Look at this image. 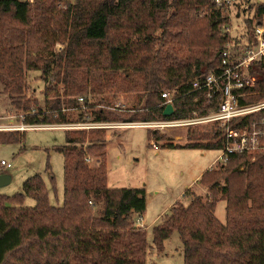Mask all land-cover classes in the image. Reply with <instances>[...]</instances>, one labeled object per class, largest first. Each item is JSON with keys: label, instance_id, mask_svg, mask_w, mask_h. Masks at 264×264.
Segmentation results:
<instances>
[{"label": "trees", "instance_id": "obj_1", "mask_svg": "<svg viewBox=\"0 0 264 264\" xmlns=\"http://www.w3.org/2000/svg\"><path fill=\"white\" fill-rule=\"evenodd\" d=\"M256 4L255 12L264 15V4ZM249 10L242 20L248 31ZM187 11H202V23H186L180 13ZM227 22L228 13L212 0H0V90L28 127L84 124L82 108L88 122L97 124L187 121L197 108L195 118L203 117L216 103H207L191 85L217 70ZM121 30L129 36L127 44L151 59L147 68L123 70L121 88L136 96L125 114L94 108L95 95L117 87L118 68L109 49L111 33ZM29 72H38L42 82L40 104L30 90ZM255 90L259 94L249 104L264 95V66ZM162 92L172 98L169 117L163 116ZM106 100L99 99L110 107ZM210 127L203 140L185 133V144L158 129L148 130L147 139L160 149L221 151L223 128ZM21 136L0 133V144L19 142ZM105 143L100 129L65 131L64 145L57 148L63 159L60 207L49 204L39 175L11 198L0 195V264H145L146 232L135 226L145 211L144 190L106 186ZM86 154L97 159L95 166L85 162ZM197 184L210 197L186 190L182 198L189 197L188 205L176 202L152 227V247L161 251L176 233L183 264H264V152L230 155L218 172H205ZM25 196L33 207L23 206ZM220 200L224 224L214 215Z\"/></svg>", "mask_w": 264, "mask_h": 264}, {"label": "rangeland", "instance_id": "obj_2", "mask_svg": "<svg viewBox=\"0 0 264 264\" xmlns=\"http://www.w3.org/2000/svg\"><path fill=\"white\" fill-rule=\"evenodd\" d=\"M250 10L248 15L254 17V9L256 3L264 4V0H249ZM185 18L186 23L193 26L196 23H202V11H187L180 13ZM234 15V12L233 14ZM197 24V25H198ZM233 33L239 32L241 25L236 19L230 24ZM199 26V25H198ZM110 44L109 55L113 66L118 68L115 73L113 84L117 87L105 94L95 95L97 105L94 108L105 109L117 114L128 112L126 108H130L136 101V96L132 92H127L122 84V75L124 69L136 70L147 68L150 66V57L141 49L136 50L134 45H129L126 40L129 39L125 31H114ZM56 51L62 50V46L56 45ZM38 72H29L27 80L30 90L33 89L34 98L38 103L42 102V82L38 80ZM106 97V103L111 102L110 107L99 101L100 98ZM79 102V101H78ZM197 100H194L196 103ZM80 104V103H79ZM124 108V110H123ZM193 112L194 119L198 110ZM123 110V111H122ZM83 120H88V111L82 109ZM74 113L71 118H75ZM22 114L17 113L10 107L8 98L1 93L0 90V133L21 136L19 142H11L0 144V162L3 161L10 165L8 169L0 168V175L9 178V182L0 186V195L11 198L21 192L22 184L30 177L39 175L43 180L48 193V202L51 206H62L63 192V159L57 148L64 145L65 130L56 127H43L40 129H22ZM80 123L82 126L89 127L97 123ZM104 132L105 143V159L104 166L106 169V186L116 189H143L145 194L146 206L142 217L135 218V224L146 232L147 255L145 264H183L182 246L178 235L173 233L166 241H164L161 251L152 247V227L157 223L158 219L167 214L165 209L169 205L172 206L173 199L177 197L183 185L190 181L195 171L204 163L210 162L220 155L218 150H206L203 159L199 157L200 152L188 149H160L152 147L147 139L148 127H127L121 128L119 124H97ZM131 125V124H130ZM127 126V125H124ZM25 127V125H24ZM210 125L197 124L192 126H176L166 127L159 132L165 134L176 144H185L182 138L185 133L189 134L196 141L197 137L203 140V136L209 132ZM86 132L89 129H78ZM71 132V131H67ZM103 137V135H102ZM200 141V140H199ZM85 150V146L80 148ZM86 158L90 160L89 165L95 166L96 158L86 154ZM220 163L217 162L210 170L218 172ZM47 172L53 177V183L50 182ZM222 185V183H220ZM190 196H199L202 199L209 198L207 189L202 185H194L188 190ZM177 202L183 206L189 203V197H178ZM11 202H9L10 204ZM24 207L30 208L34 206V201L30 197H24L22 200ZM170 209V208H169ZM168 209V210H169ZM161 212L156 220L155 217ZM214 215L221 223H225V202L220 200L216 203Z\"/></svg>", "mask_w": 264, "mask_h": 264}, {"label": "built area", "instance_id": "obj_3", "mask_svg": "<svg viewBox=\"0 0 264 264\" xmlns=\"http://www.w3.org/2000/svg\"><path fill=\"white\" fill-rule=\"evenodd\" d=\"M212 1L215 8L228 13V22L224 28L226 45L220 54L217 70L205 72L202 80L192 83L191 91L202 92L207 103H216L215 110L206 116L187 121L139 125L161 130L166 127L217 124L219 128H223L225 143L216 163L223 165L228 156L233 154L264 152V95L256 104L247 102L259 94L255 85L261 79V69L264 66V15L255 12L254 17L249 16L252 22L248 31L242 20L246 16L244 11L251 7L249 0ZM233 19L241 23L237 26H241L239 32L232 31L230 24ZM160 97L164 99V105L172 103L168 92H162ZM78 101L83 103L82 98H78ZM40 128L43 127L22 126L24 130ZM56 128L78 130L102 127L97 124L89 127L71 124ZM151 146L154 147L153 144ZM84 160L86 163L90 162L88 158ZM9 167V164L0 162V168Z\"/></svg>", "mask_w": 264, "mask_h": 264}, {"label": "crops", "instance_id": "obj_4", "mask_svg": "<svg viewBox=\"0 0 264 264\" xmlns=\"http://www.w3.org/2000/svg\"><path fill=\"white\" fill-rule=\"evenodd\" d=\"M137 126H140V125H127V126H122L121 128H127V127H137ZM142 127V126H141ZM152 145V144H151ZM196 151H198V152H200V154H199V157L200 158H204V157H206V155H205V151H201V150H196ZM220 155H218L215 159H213L212 161H210V162H207V163H204L202 166H200L196 171H195V174L194 175H192V177H191V179H190V181H188V183H186L185 185H183V188L181 189V191L179 192V194L177 195V197H175L174 199H173V203H171V204H175L177 201H176V199L178 198V197H181L182 195H183V193L186 191V190H188V189H190L191 187H193L194 185H197V181L199 180V178L205 173V172H207V171H210L214 166H215V164H216V160L218 159V157H219ZM172 205V206H173ZM172 206H168V207H166L165 209H169V208H171ZM168 209H167V211H168ZM161 214V212L155 217V219L154 220H156L157 218H158V216ZM161 218V217H160ZM159 218V219H160ZM159 219H158V221H159ZM157 221V222H158ZM135 226L137 227L138 226V224L136 225L135 224Z\"/></svg>", "mask_w": 264, "mask_h": 264}, {"label": "water", "instance_id": "obj_5", "mask_svg": "<svg viewBox=\"0 0 264 264\" xmlns=\"http://www.w3.org/2000/svg\"><path fill=\"white\" fill-rule=\"evenodd\" d=\"M173 113V107L171 104H167L163 110V116L169 117ZM9 182V178L5 175H0V186H3Z\"/></svg>", "mask_w": 264, "mask_h": 264}]
</instances>
